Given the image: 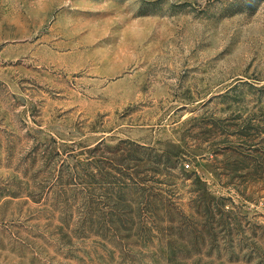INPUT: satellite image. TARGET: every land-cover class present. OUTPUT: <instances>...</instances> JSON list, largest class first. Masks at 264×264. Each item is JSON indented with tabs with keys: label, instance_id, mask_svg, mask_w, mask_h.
<instances>
[{
	"label": "rangeland",
	"instance_id": "rangeland-1",
	"mask_svg": "<svg viewBox=\"0 0 264 264\" xmlns=\"http://www.w3.org/2000/svg\"><path fill=\"white\" fill-rule=\"evenodd\" d=\"M0 264H264V0H0Z\"/></svg>",
	"mask_w": 264,
	"mask_h": 264
}]
</instances>
